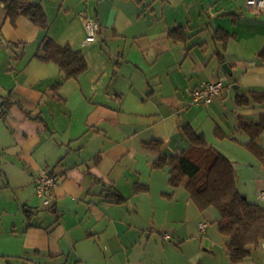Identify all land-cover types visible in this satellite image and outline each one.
<instances>
[{
	"label": "crops",
	"instance_id": "1",
	"mask_svg": "<svg viewBox=\"0 0 264 264\" xmlns=\"http://www.w3.org/2000/svg\"><path fill=\"white\" fill-rule=\"evenodd\" d=\"M83 1L87 7L98 4L93 8L98 37L103 38L105 24L113 40L123 37L139 50L157 47L156 61L166 54V69L179 71V82H169V94L120 46L112 51L116 59L106 58L96 40L87 42L86 19L92 9L66 6V1L54 7L39 3L49 24L44 31L25 17L14 24L5 20L0 2V46L20 44L14 56L7 55L11 77L0 95V107L6 111L0 119V264H49L73 254L80 258L79 243L101 242L117 223L140 226L125 219L137 206H131V198L152 193L155 179L162 195L175 196L167 193L173 188L169 170L153 167L160 153L149 142H161L162 153L170 159L181 155L189 147L181 128L190 125L218 151H242L250 140L236 137L244 134L239 131L241 120L257 122L264 115V103L239 106L235 101L238 95L264 94V61L259 57L264 11L248 6L247 0H197L200 11H210L216 22L202 21V14L197 22L179 17V23L159 31L138 26V9L125 13L130 0H110L109 12L100 10V0ZM187 1L161 0L179 4V9ZM178 27L185 29L186 42L168 38ZM218 30L230 35L224 49L215 41ZM44 37L81 51L87 62L84 75L64 82L57 92L51 87L62 81L58 66L34 58ZM219 79L225 80L222 95L209 105H191L194 89ZM141 155L149 175L139 167ZM42 170L58 178L47 210L34 182ZM161 170L168 173L157 174ZM137 187L142 189L137 192ZM115 194L126 201H110ZM122 207L129 208L128 213L117 219Z\"/></svg>",
	"mask_w": 264,
	"mask_h": 264
},
{
	"label": "rangeland",
	"instance_id": "2",
	"mask_svg": "<svg viewBox=\"0 0 264 264\" xmlns=\"http://www.w3.org/2000/svg\"><path fill=\"white\" fill-rule=\"evenodd\" d=\"M32 1L35 4H45L47 7L55 4L59 6L66 1V6L80 7L83 11H87V8L92 9L91 18H95L93 8L98 6L97 3H90L87 7L83 0ZM196 1L188 0L185 7L179 9V4L174 6L169 3H163L161 0H130L126 5L128 8H126L125 13H135V10L138 9V14L135 15V17L140 15V18L137 19L140 22L138 26L146 25L153 31H159L166 25L173 27L174 22L179 23V17L192 18L197 22L199 15L202 14V21L206 23L210 20L216 22L215 19L210 18V11L207 10L204 13L200 11L201 7ZM233 2L236 1L233 0ZM100 3L101 11L109 12L111 10L112 3H110V0H100ZM186 5L188 8H186ZM206 9H210V6ZM214 13L216 14L217 10H214ZM121 20L123 19L121 18ZM105 27L106 25L104 24L103 38L98 37L96 41L106 58L116 59L117 54H113L112 51L114 49L118 50L119 46L126 49L127 55L132 60L142 63L146 67L147 72L151 76L156 77H153V82L162 83L163 89L170 94L169 82L171 80L179 82V71L175 69V72H168L166 69L167 55L162 54L161 60L156 61L157 47L154 46L148 51L139 50L136 46L131 47L132 43L128 42L126 44L123 37L115 36L113 40L112 30ZM116 40H119V42L116 43ZM19 45L13 44L8 48L0 46V61L3 66H0V95L4 93L6 78L11 77V73L8 71L10 63L7 55L14 56ZM18 49L22 50V48ZM13 64L16 66V61ZM230 104L233 106L231 108H234L231 101ZM260 120L259 116L257 121ZM236 137L246 141L251 139L247 133H238ZM260 139H262L264 146V131ZM185 142L187 146L188 141ZM220 151L221 153H226L225 155L234 164L237 173L238 191L250 203H256L264 207V200L260 198V195L264 193V162L247 149L230 152ZM139 167L145 175L151 173L150 169H147L144 156L142 155L139 160ZM156 172H159L157 174L168 173L163 170ZM158 183L155 179L154 190L152 193H148L147 196L130 199L131 206H137L133 209V213L130 209L129 217L125 219L131 222L134 219L140 226L129 228L127 225L117 223L113 230H110V233L102 238L101 242L97 239L95 243L93 241L79 243L77 251L81 255L80 258L73 254L70 258H62L59 261L53 260L49 264H232L225 246L228 238L218 230L216 224V221L220 218L219 211L216 208H210L205 212L199 211L189 199V194L184 185L176 189L170 188L167 191L169 194L175 192L173 197L162 195ZM41 207L45 210L49 209L44 206V203L41 204ZM128 209L127 207H122L116 215L117 219L126 216ZM43 213L45 215L49 214L48 211ZM201 224H208L206 232L201 230ZM165 233L170 234L172 238L170 242L163 241L162 235ZM118 235H121V240L118 239ZM16 262L17 260H15ZM243 264H264V245L253 250L251 256Z\"/></svg>",
	"mask_w": 264,
	"mask_h": 264
},
{
	"label": "trees",
	"instance_id": "3",
	"mask_svg": "<svg viewBox=\"0 0 264 264\" xmlns=\"http://www.w3.org/2000/svg\"><path fill=\"white\" fill-rule=\"evenodd\" d=\"M4 4L5 20L15 23L20 17L28 18L39 29H48L47 14L42 6L32 0H0ZM168 38L175 43L186 42L189 38L182 27L172 30ZM230 35L218 30L215 41L226 48ZM23 53L18 55L22 58ZM221 56V62L225 63ZM264 61V49L259 53ZM42 62H52L59 68L62 81L53 85L51 90L57 92L62 84L69 80H78L87 71V62L81 51L71 46H60L52 39L44 37L34 55ZM239 106H249L253 103H264V94L251 92L249 96L238 95L235 99ZM4 102L3 105H7ZM182 132L189 141V147L181 154L169 158L162 153V143L151 141L148 145L159 151L154 162L155 169L169 170V184L173 188L184 185L189 199L197 209L205 212L216 208L220 218L216 221L218 230L228 240L227 255L232 264H243L252 254L264 244V207L250 203L237 187V173L233 162L223 153L211 146L204 135L192 126H183ZM239 131L247 133L251 139L245 147L259 160L264 162V147L260 136L264 131V115L260 121L245 122L241 120ZM142 188L137 187L138 192ZM115 203H124L126 199L115 194Z\"/></svg>",
	"mask_w": 264,
	"mask_h": 264
},
{
	"label": "built area",
	"instance_id": "4",
	"mask_svg": "<svg viewBox=\"0 0 264 264\" xmlns=\"http://www.w3.org/2000/svg\"><path fill=\"white\" fill-rule=\"evenodd\" d=\"M87 3L92 0H85ZM248 6L254 7L264 11V0H247ZM100 24L94 18L87 17L86 19V32L87 42H94L99 34ZM225 80L219 79L215 82L204 83L200 87L193 90L191 95V105L201 106L209 105L214 102L216 98L223 94L225 89ZM6 116L4 108L0 107V119ZM36 186V194L43 200L46 207H51L53 203V190L58 184V178L51 175L47 170H42L37 176L34 177ZM261 200H264V193L260 195ZM200 228L206 232L208 224H201ZM165 241L171 239L170 234L163 235Z\"/></svg>",
	"mask_w": 264,
	"mask_h": 264
},
{
	"label": "water",
	"instance_id": "5",
	"mask_svg": "<svg viewBox=\"0 0 264 264\" xmlns=\"http://www.w3.org/2000/svg\"><path fill=\"white\" fill-rule=\"evenodd\" d=\"M223 69L229 74V76H232V72H231V70L229 69L228 64H224V65H223ZM246 199H247V198H246Z\"/></svg>",
	"mask_w": 264,
	"mask_h": 264
}]
</instances>
